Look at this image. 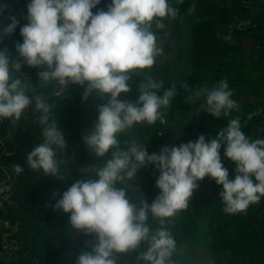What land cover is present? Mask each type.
Returning <instances> with one entry per match:
<instances>
[{"label": "clouds", "instance_id": "obj_1", "mask_svg": "<svg viewBox=\"0 0 264 264\" xmlns=\"http://www.w3.org/2000/svg\"><path fill=\"white\" fill-rule=\"evenodd\" d=\"M183 3L175 0V5ZM100 4L101 0H30L26 16L8 17L10 23L0 36L11 37L19 27L22 43H15V60L7 47L0 49V121L19 120L34 105L40 113L42 143L27 154V165L61 180L57 150L65 149L66 141L52 114L54 105L37 93L23 67L39 69L40 84H52L56 97L75 85L84 89L82 101L92 96L104 100L83 142L97 158L110 156L102 166H82L80 179L62 194L54 192L53 198H60L52 210L68 214L73 229L95 237L79 249L75 264H118L121 255L137 252L141 245L144 251L138 252L136 264H173L176 240L166 225L188 208L198 181L209 177L222 186L219 197L228 215L245 213L264 198V139L248 137L239 117L229 118L240 106L228 82L221 79L195 90L180 84L190 93L185 103L197 104L196 116L204 112L229 118L215 137L206 140L201 134L195 141L162 146L151 154L136 140L122 147L120 134L136 125L166 123L177 96V82L158 95L164 84L152 77L151 69L163 54L158 32L177 19L179 7L170 0H111L107 10ZM5 8L0 5V14ZM195 10L193 3L187 13ZM21 20L27 22L20 26ZM223 39L231 42L232 36ZM133 84L136 99H122ZM222 147L223 157L235 165L233 178L222 163ZM149 166L159 173L155 180L159 193L150 204L143 198L134 203L125 182ZM15 171L22 173L23 168L16 165ZM150 221L158 226L153 228Z\"/></svg>", "mask_w": 264, "mask_h": 264}, {"label": "trees", "instance_id": "obj_2", "mask_svg": "<svg viewBox=\"0 0 264 264\" xmlns=\"http://www.w3.org/2000/svg\"><path fill=\"white\" fill-rule=\"evenodd\" d=\"M170 2L179 7L177 19L166 22L171 24L178 46L166 57L161 47L163 54L157 58L151 75L164 84L158 95L162 96L164 90L171 88V83L177 82V96L167 110L166 123L136 125L120 134L121 146L136 140L145 144L151 154L159 146H179L189 140L195 141L201 134L207 140L226 127L229 118L236 117L248 137L264 139V0H184L182 5H175V0ZM29 3L30 0H0V5H6L0 14V30L10 23V15L26 16ZM110 3L111 0H101L98 7L107 10L106 5ZM193 3L196 10L189 15L187 9ZM26 22L21 20L20 26ZM229 24L238 26L229 28ZM229 34L232 41L226 42L223 37ZM0 40V49L7 47L11 59L15 60L18 57L15 43H22L19 27L14 35L0 36ZM249 41L252 44L248 47ZM22 71L29 74L37 93L54 105L52 114L66 141L65 149L57 150L64 178L45 176L42 171H33L27 165V154L42 143L40 113L35 111L34 105L17 123L15 120L0 121V147L5 148L0 154V171H10L2 164L3 158L23 168V172L11 181L9 197L3 205L0 203V264H75L79 249L95 237L73 229L68 214L52 210L51 206L60 198L54 199L53 193L62 194L80 179L82 166H102L109 158L110 153L97 158L83 142L84 133L98 118V107L105 101L95 96L82 101L84 89L75 85L56 97L52 84H40L39 69L25 66ZM19 75L14 73V76ZM221 79L228 82L232 98L240 106L239 111L234 110L229 118L217 119L204 112L196 116L197 104L185 103V97L190 93L180 84L187 83L195 90L204 85L211 87ZM136 95L137 86L133 84L132 91L122 93L121 98L134 101ZM243 95L254 99L248 100ZM251 113L256 115L248 119ZM15 124L16 128H13ZM9 141L13 142L11 147ZM220 154L233 178L235 165L223 157V147ZM158 175L149 166L138 170L134 179L126 181L131 201L138 203L143 198L150 204L159 193L155 187ZM197 183L215 182L205 177ZM218 187L221 191L222 186ZM219 193L204 197L194 192L188 208L169 218L166 226L176 240L171 257L173 264H192L191 258L202 255V249L205 256L199 264H264V198L245 213L228 215L223 211ZM6 220H11V225H6ZM150 223L153 228L158 226L155 222ZM9 242L16 248L6 256L5 246ZM141 251H144L143 245L137 252L121 255L118 264H136L135 257Z\"/></svg>", "mask_w": 264, "mask_h": 264}, {"label": "rangeland", "instance_id": "obj_3", "mask_svg": "<svg viewBox=\"0 0 264 264\" xmlns=\"http://www.w3.org/2000/svg\"><path fill=\"white\" fill-rule=\"evenodd\" d=\"M230 3V2H229ZM238 25L236 24H229L228 27L229 28H235ZM165 34H158V43L160 44V46L164 49V56H171L174 53V50L176 49V47L178 46V41H177V36L174 35L171 31V24H168L166 29H165ZM251 42H248V47L251 46ZM162 58V59H165ZM247 59V56H246ZM244 98L248 99V100H252L254 99L252 96H248V95H243ZM17 120H15L14 123ZM13 128H16V124L13 126ZM12 141H9L8 146L11 147L12 145ZM160 146L155 148V152H159L160 151ZM5 148L0 147V154L4 153ZM7 152V151H6ZM10 154V152H8ZM7 161H9L7 158H5ZM17 175V174H15ZM14 175V176H15ZM14 176L12 175V173L8 170L5 171H0V197H1V205L4 204V200L7 199L9 197L8 190L11 187V181L13 180ZM198 188L194 191L199 193L200 195L204 196V197H214L215 195L218 194V192H220L219 187L215 184V183H209V184H198ZM11 220H6V225H11ZM16 228V226L14 227V229ZM16 246L14 245L13 242H9L6 246H5V251H4V255L6 256H10V253L13 249H15ZM203 249L201 251L202 255H200L199 257L197 256H193L191 258L192 260V264H199L200 260L203 259V256H205V254L203 253ZM206 258V257H205Z\"/></svg>", "mask_w": 264, "mask_h": 264}, {"label": "built area", "instance_id": "obj_4", "mask_svg": "<svg viewBox=\"0 0 264 264\" xmlns=\"http://www.w3.org/2000/svg\"><path fill=\"white\" fill-rule=\"evenodd\" d=\"M2 161V164L4 165V167L6 169H9L10 172L12 173V175L14 176L15 174H18L16 171H15V166H16V163L14 161H7L5 158L1 159ZM16 176V175H15ZM8 194V193H7Z\"/></svg>", "mask_w": 264, "mask_h": 264}]
</instances>
